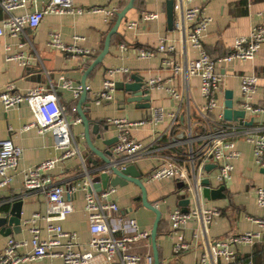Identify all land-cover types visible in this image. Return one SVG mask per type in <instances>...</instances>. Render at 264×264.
<instances>
[{"label": "crops", "instance_id": "crops-1", "mask_svg": "<svg viewBox=\"0 0 264 264\" xmlns=\"http://www.w3.org/2000/svg\"><path fill=\"white\" fill-rule=\"evenodd\" d=\"M1 2L2 0H0V21L3 22L10 16L26 15L44 6L41 1L29 0L24 8L9 13L3 9ZM74 2L77 6L86 9L93 7L116 9L118 14L130 0H74ZM166 2L167 0H135L133 8L127 12L117 32L112 36L107 55L87 76L86 72L104 49L105 40L116 23L117 14L111 22H107L102 13L47 14L36 29L26 27L23 34L14 36L6 28L4 35L0 37V92L8 86H13L15 92L23 94L36 87L54 88L60 104L66 109L67 117L72 122L75 144L80 149L93 180L100 178V170L104 168L105 162L89 148L83 121L74 123L77 117L81 119L78 112L80 106L86 110L85 115L91 120L92 125L99 126L101 138L92 133L93 126L90 128L94 146L114 162L116 157L112 150L115 143L111 146L104 143L116 138L118 134V129L110 123V120L127 119L132 122H145L132 127L130 133L145 146H152L158 143L157 139L162 143L171 139L174 127L173 115L178 116L177 123L181 126L188 122V95L200 105L205 103L201 95L199 77H192L186 82L184 75H175L171 68L164 65V59L167 57L174 58L178 63L199 57V50L182 42V35L176 29L175 23L169 28ZM188 6L202 8L204 14L213 19L203 38L204 50L213 59L228 55L237 37L248 35L256 27L264 25V0H193ZM146 12H156L160 17L154 21L143 22L141 17ZM132 22H138V25L129 28ZM53 33H59L62 41L67 44H72L77 36L83 38L77 42V45L90 50V57L66 55L51 47L49 41ZM162 39L173 45L175 51L169 54L156 51L150 59L139 57L142 49L157 50ZM16 54H22L24 60H8V56ZM122 69L127 72L119 71ZM217 70L224 76V82L218 92L214 118L219 119L223 115L225 93L231 91L234 108L246 112L245 122L252 121L250 126L226 121L230 126L238 128V132L232 138L240 151V157L235 161L233 179L220 183L216 177L217 165L209 164L211 167L203 172V182L207 180L209 183L202 182L201 192L189 191L183 182L172 179L148 184L146 176L158 166L162 157L171 152V149L156 151L158 149L156 145L152 147L151 150H154L152 153L131 164L135 165L141 174L148 201L162 213L157 247L163 264H196L205 252L208 241L223 240L231 234L246 232H259L261 236L253 245L236 247L238 259L243 264H264V230L259 224L250 220V217L264 219V208H260L257 204V191L264 187V173L263 168L255 161L253 146L247 140L248 136L245 133L250 131L253 136L264 134V112L253 114L246 111L243 106L245 99L241 91L243 76L256 75L264 78V43L254 59L221 63L218 64ZM110 71L115 73L111 75ZM133 75L143 78L145 85L150 79L161 78L165 86L150 90L149 100H146L147 96L144 95L140 103L134 102L133 94L124 89H116L110 101H104L100 105L95 103V97L103 89L105 79L112 78L116 84L132 83ZM62 77L71 80L76 86H82L86 77L88 90L86 98L83 100V92L76 98L72 90L63 88ZM169 89L176 90L182 98H175ZM146 102H149L151 107L141 108L140 104ZM252 104L264 108L263 88H258L252 98ZM158 109L163 111L164 116L161 121L156 122ZM33 120L31 109L26 103L13 108H5L0 103V139L11 140L23 150L18 167L9 171L10 184L0 189V218L11 219L18 210L20 229L8 236L0 234V253L10 237L16 240H29L31 234L25 226V221L34 213H46V196L24 189V172L46 160L57 159L61 155L55 147L50 132L40 134L36 128L25 129V126L31 124ZM106 151L111 152L112 156H107ZM51 174L54 181L66 189L85 180L79 157L59 161ZM117 188L114 198L118 201L122 216L135 219L142 231L151 234L156 215L144 206L141 189L134 183ZM221 188L223 190L219 192ZM205 189L213 191L214 194L209 193L206 197ZM84 195V190H78L73 197L74 211L62 225L66 231L74 232L77 241L85 248L91 239V233ZM185 200L188 204L182 206L181 202ZM17 204H20V207L15 209ZM198 208H217L221 214L210 224L206 236L200 221L192 218L183 230L189 247L177 256L173 251L175 236L170 214L176 210L191 212ZM40 225L42 237L47 238L46 222L41 221ZM12 226L8 222L5 228L11 229ZM131 250L142 257L147 254L154 257L150 239L134 243ZM22 264H64V262L60 258L46 257ZM141 264L147 263L143 261Z\"/></svg>", "mask_w": 264, "mask_h": 264}, {"label": "built area", "instance_id": "built-area-1", "mask_svg": "<svg viewBox=\"0 0 264 264\" xmlns=\"http://www.w3.org/2000/svg\"><path fill=\"white\" fill-rule=\"evenodd\" d=\"M29 0H2L1 6L9 13L24 8ZM43 2V8L32 13L19 16H10L7 21H0V37L7 28L12 35L25 32L26 27L36 29L40 26L47 14H83L85 12L102 13L107 22L117 14L116 9L105 7H93L90 9L76 5L74 0H32ZM175 27L182 35V42L199 50V57L187 59L178 63L174 58L164 59V65L171 68L175 75H184L186 82L192 77H199L201 81V95L205 103L198 104L193 97L188 95V122L184 125L177 123L178 116L173 115L174 124L172 136L168 142H159L157 139L156 151L171 149L147 176L148 184L172 179L181 181L189 191L201 192L203 172L209 164L218 167L217 180L226 183L233 179L235 161L240 157L233 136L238 128L226 123L223 115L219 119L214 118L213 112L217 107L218 92L220 91L224 76L217 70L218 64L229 63L235 60L248 61L254 59L261 45L264 43V25L256 27L250 34L239 36L235 39L231 52L218 59L211 58L204 50L203 38L208 30L212 18L204 14L202 8L189 7L193 0H175ZM156 12L142 14L141 21L150 22L159 19ZM138 22H132L129 28H134ZM83 40L75 37L72 44L62 41L59 33L50 36L49 45L70 56H82L89 58L90 50L77 45ZM156 51L172 53L173 45H169L166 39H162L157 50L142 49L139 52L141 59H150ZM8 60L23 61L22 54L8 56ZM127 72V70H119ZM115 72L110 71L113 75ZM61 86L72 90L78 98L83 92V86L75 85L65 77L61 78ZM149 90L164 88L165 83L161 78L150 79L146 82ZM258 88L264 89V78L256 75L243 76L241 91L245 102L246 111L257 114L264 112V108L255 107L252 98ZM116 83L112 78L104 81L103 89L96 95L95 103L113 99ZM175 98H182L174 89H169ZM0 103L5 108H13L26 103L33 114L34 120L25 129L36 128L40 134L50 132L55 141V147L61 152L57 159L46 160L34 168L24 172V189L28 192H39L46 196V213H34L25 221L31 237L29 240H16L8 238L5 247L0 253V264H22L34 262L46 257L60 258L64 264H154V257L147 254L142 257L132 252V245L141 240H149L150 232L142 231L135 219H127L122 216L118 201L114 198L118 188L110 186L101 192H96L93 187V179L87 168L85 159L80 149L75 144L72 134V122L67 117L66 109L60 104L57 92L54 88L45 89L36 87L28 93H17L13 86H8L0 92ZM163 111L156 110L155 121L163 119ZM81 122L77 117L74 123ZM110 123L118 129L117 141L113 146V154L116 157L114 164L119 169H125L137 159L152 153V146H145L134 139L130 129L142 125L145 122H132L127 119L110 120ZM247 140L253 146V153L257 165L264 168V134L251 135L245 132ZM182 134V136H180ZM23 150L11 140L0 139V189L7 187L11 182L9 171L16 169L22 158ZM79 157L83 167L85 180L69 188L54 181L52 171L59 161ZM105 172L110 173V170ZM84 190L85 211L87 213L91 239L87 247H83L77 241L74 232L64 229L62 223L73 213V197L78 190ZM257 204L264 208V187L257 191ZM217 208H198L191 212L176 210L170 214L172 231L175 236L173 251L175 255L188 249L189 245L184 238V228L192 218L200 221L202 230L207 235V230L213 220L220 216ZM264 230V219L252 218ZM41 221L46 222L45 231L47 238L42 237ZM261 236L259 232H246L231 234L223 240L208 241L206 250L196 264H243L237 257L235 248L240 245H253ZM163 264V263H161Z\"/></svg>", "mask_w": 264, "mask_h": 264}, {"label": "water", "instance_id": "water-1", "mask_svg": "<svg viewBox=\"0 0 264 264\" xmlns=\"http://www.w3.org/2000/svg\"><path fill=\"white\" fill-rule=\"evenodd\" d=\"M134 2L135 0H130L129 4L121 11L117 14V20L116 23L114 25V27L112 28V30L109 32L106 40H105V45H104V49L103 51L100 53V55L96 58V60L93 62V64L90 66L89 70L86 72V76L97 66L99 65L104 57L107 55L108 51H109V47H110V43H111V38L112 36L117 32L118 28L120 27L122 21L125 19V16L127 14V12L133 8L134 6ZM166 17H167V23L169 28H172L174 26L175 23V0H167L166 2ZM133 82L132 83H117L116 84V89L119 90H126L128 92H130L131 94H133V101L140 103L142 101V97L144 95L147 96L146 100H149V94H150V90L148 88H146L145 82L143 80V78L138 77L136 75H133L132 77ZM86 77L85 80L82 82V86H83V100L86 98L87 95V86H86ZM141 108H150L151 104L149 102L140 104ZM86 110H83L81 108V106L78 109L79 115L81 117V120L83 121L84 127H85V138L87 141V144L89 146V148L91 149L92 152H94L96 155L101 156L105 162V166L104 168H102L101 171V175L99 179L93 180V187L94 190L96 192H101L102 190L108 188V186H125L128 183H134L136 184L142 191V201L145 207H147L148 209H150L151 211H153L156 215V219H155V223L150 235V241L153 247V251H154V264H161V260L159 257V253H158V247H157V236H158V227H159V223L161 221L162 218V213L160 212V210H158L157 208H155L149 201L147 198V190L145 185L143 184L142 180H141V174L138 171L137 167L135 165H129L127 166L125 169H119L118 167L115 166L114 162L111 161L109 158L105 157V155L100 152L99 150H97V148L94 146L92 139H91V126H93L92 128V133L97 135L98 138H101V135L99 133V126L96 124L92 125L91 120H89L86 115L85 112ZM245 117H246V112L244 110H236L234 108V102H233V92L231 91H226L225 93V109L223 112V118L225 121L227 122H239L241 124H245L246 126H250L252 125V121L251 122H245ZM182 136V134L180 135ZM117 141V138H113L111 140H107L104 143L107 146H111L112 144H114ZM105 154L107 156H112V153L109 151H106ZM211 167V165H207L206 169H209ZM106 170H110V173L105 172ZM262 172L264 173V168L262 169ZM209 182L207 180H204L203 184H208ZM223 188H221L219 190L222 191ZM209 193L214 194L213 191H210L208 189L204 190V194L207 197ZM188 201H182L181 205L182 206H187ZM20 204H17L14 208H19ZM184 212H188L187 210H184ZM15 213V211H14ZM19 211L17 210V214L15 213V216H13L11 219H7V218H0V234L3 235H11L12 232H17L18 229H20V221H19ZM10 223L12 226L11 229H7L5 228V225L7 223Z\"/></svg>", "mask_w": 264, "mask_h": 264}]
</instances>
